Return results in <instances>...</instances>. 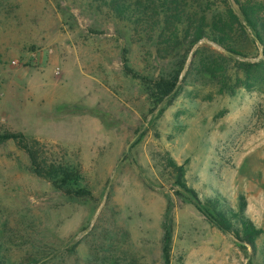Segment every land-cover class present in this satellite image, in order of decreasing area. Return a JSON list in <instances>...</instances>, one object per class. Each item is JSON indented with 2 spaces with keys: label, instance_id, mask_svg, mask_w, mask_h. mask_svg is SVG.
<instances>
[{
  "label": "rangeland",
  "instance_id": "rangeland-1",
  "mask_svg": "<svg viewBox=\"0 0 264 264\" xmlns=\"http://www.w3.org/2000/svg\"><path fill=\"white\" fill-rule=\"evenodd\" d=\"M243 50L235 59L264 56L251 36ZM124 57L155 81L181 55L158 57L155 42L87 0H0V132L39 141L92 193L66 197L13 141L0 143V264H164L167 232L171 264H263L264 84L237 85L245 75L231 70L225 90L191 71V53L172 101L158 105ZM168 157L204 204L245 201L263 230L255 248L199 211Z\"/></svg>",
  "mask_w": 264,
  "mask_h": 264
},
{
  "label": "trees",
  "instance_id": "trees-1",
  "mask_svg": "<svg viewBox=\"0 0 264 264\" xmlns=\"http://www.w3.org/2000/svg\"><path fill=\"white\" fill-rule=\"evenodd\" d=\"M89 6L100 14L131 25L133 34L149 42H155L158 57L167 59L181 55L174 75L165 79L148 80L140 76L124 57L123 71L127 76L141 79L153 102L159 104L172 101L181 73L191 53V71L209 75L219 81L223 89L228 86L229 71L245 75L237 85L250 88L264 84V56L258 62H244L234 56L244 55V44L251 36L253 43L263 46L264 54V3L257 0H87ZM207 39L220 46L226 55L199 42ZM198 45L196 50L195 46ZM190 73V72H189ZM188 73V74H189ZM13 141L30 160V169L37 177L51 183L54 189L73 200L87 199L92 193L82 185L78 168L48 159L41 143L23 133L4 130L0 132V143ZM167 166L177 175L176 184L189 194L199 211L214 225L231 232L241 242L255 248L263 230L245 215L246 203L240 209L222 207L219 200H208L204 204L198 194L187 187L184 167L166 158ZM221 208L223 210H221ZM212 211V212H211ZM171 233L163 241L164 264H171ZM39 263V261H36ZM264 264V263H263Z\"/></svg>",
  "mask_w": 264,
  "mask_h": 264
},
{
  "label": "water",
  "instance_id": "water-1",
  "mask_svg": "<svg viewBox=\"0 0 264 264\" xmlns=\"http://www.w3.org/2000/svg\"><path fill=\"white\" fill-rule=\"evenodd\" d=\"M203 41H205V42H209V43L213 44L214 46L219 47L216 43H213V42H211V41H209V40H207V39H204V40H202L201 42H203ZM201 42H199V44H200ZM197 47H198V45L195 46L194 50H196ZM253 61H255V60H253Z\"/></svg>",
  "mask_w": 264,
  "mask_h": 264
}]
</instances>
